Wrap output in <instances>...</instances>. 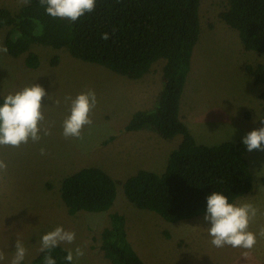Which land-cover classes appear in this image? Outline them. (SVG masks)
Masks as SVG:
<instances>
[{
  "label": "rangeland",
  "instance_id": "1",
  "mask_svg": "<svg viewBox=\"0 0 264 264\" xmlns=\"http://www.w3.org/2000/svg\"><path fill=\"white\" fill-rule=\"evenodd\" d=\"M24 4L25 0H0V7L13 14ZM227 5L228 0L200 1V34L180 101L181 120L198 143L207 145L242 140L264 126L259 96L264 82L255 83L246 70L247 65H264V53L244 49L238 32L220 17ZM7 30L0 27V46L5 47ZM30 50L40 60L33 70L25 66L24 55L0 52V96L29 83L40 84L47 93L42 100L43 126L51 134L19 148L0 146V158L8 165L0 174V251L5 253L0 264H10L16 240L27 250L23 264H31L39 252L40 237L57 226L76 233L75 241L62 247L79 246L84 251L73 264H111L100 248V234L112 212L125 217L128 240L147 264H264V151L246 152L252 190L235 200L257 208L249 226L257 234V243L246 257L244 249L212 246L205 214L169 222L151 210L137 208L123 193V180L136 170L161 173L181 140L180 135L166 139L150 129L124 128L134 111L154 105L161 88L163 58L141 78L132 79L73 58L65 48L32 44ZM53 56L58 57L56 65L50 64ZM89 89L97 97L93 123L85 126L83 139H66L61 134L62 121L69 114L64 97L74 98ZM41 147L46 149L43 156ZM90 165L115 180L116 198L107 211L70 215L60 197L61 180Z\"/></svg>",
  "mask_w": 264,
  "mask_h": 264
},
{
  "label": "trees",
  "instance_id": "2",
  "mask_svg": "<svg viewBox=\"0 0 264 264\" xmlns=\"http://www.w3.org/2000/svg\"><path fill=\"white\" fill-rule=\"evenodd\" d=\"M201 0H96L92 13L76 22L54 19L39 0H28L13 14L0 7V27H8L4 45L13 57L36 69L38 55L32 44L65 48L76 59L102 65L113 72L139 79L160 58L161 88L149 110L134 111L125 130L150 129L163 138L181 136L161 173L138 169L122 182L128 201L157 213L169 222L206 213V197L221 192L229 202L252 190L253 180L242 140L215 145L198 143L180 118V101L200 34ZM221 19L238 32L244 49L264 53V0H228ZM42 27L40 34H36ZM16 32L22 38L16 39ZM109 38L104 40L102 34ZM58 63L53 56L51 65ZM255 83L264 82V65L246 66ZM264 119V91L260 93ZM3 97L0 96V103ZM115 180L98 166H85L61 180L60 197L70 215L78 211H107L116 198ZM100 234V248L111 264H147L137 254L126 232V219L109 214ZM66 249L52 251L56 264H67ZM38 252L31 264H43Z\"/></svg>",
  "mask_w": 264,
  "mask_h": 264
},
{
  "label": "clouds",
  "instance_id": "3",
  "mask_svg": "<svg viewBox=\"0 0 264 264\" xmlns=\"http://www.w3.org/2000/svg\"><path fill=\"white\" fill-rule=\"evenodd\" d=\"M27 3L28 0H25ZM45 13L54 19H67L76 22L87 13H92L96 7V0H39ZM42 27L36 34H40ZM15 38H22L16 32ZM102 39L109 38L107 33L102 34ZM0 52L6 53L7 48L0 46ZM47 96L45 89L40 84L29 83L18 89L8 92L0 103V146L19 148L21 145L36 143L43 136L50 135V131L43 126L45 121L43 98ZM50 99V97H48ZM64 102L69 105V114L62 121V135L64 138L83 139L82 132L85 126L92 125L91 113L97 105V97L93 90L77 94L74 98L65 96ZM59 105L61 101H54ZM264 124V119H261ZM242 143L247 151H264V126L248 132ZM40 154H46V149L41 147ZM7 162L0 158V174L7 171ZM257 215V208L250 202H229L226 195L221 192H212L206 197L205 222H210V227L205 229L211 238L210 243L215 248H240L247 250L243 253L246 257L248 251L257 243V234L250 230V223ZM261 234H264L262 232ZM76 239L74 231L65 230L57 226L44 233L39 240V251L45 253L43 264H56L52 251L61 244H72ZM26 248L20 240L15 241L14 255L10 264H23ZM84 255L81 247L67 249L64 257L67 264H73L74 259ZM5 259V253L0 251V261Z\"/></svg>",
  "mask_w": 264,
  "mask_h": 264
}]
</instances>
